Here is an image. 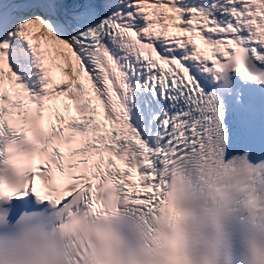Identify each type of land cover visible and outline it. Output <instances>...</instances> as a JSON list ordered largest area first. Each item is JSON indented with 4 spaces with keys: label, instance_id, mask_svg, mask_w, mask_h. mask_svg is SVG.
Masks as SVG:
<instances>
[{
    "label": "snow or ice",
    "instance_id": "obj_1",
    "mask_svg": "<svg viewBox=\"0 0 264 264\" xmlns=\"http://www.w3.org/2000/svg\"><path fill=\"white\" fill-rule=\"evenodd\" d=\"M0 264H264V0H0Z\"/></svg>",
    "mask_w": 264,
    "mask_h": 264
}]
</instances>
